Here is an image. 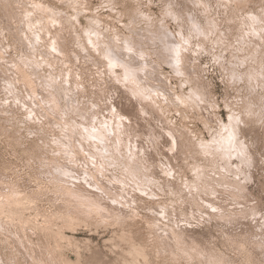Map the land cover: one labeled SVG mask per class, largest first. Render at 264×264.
I'll use <instances>...</instances> for the list:
<instances>
[{"label": "rangeland", "instance_id": "374dc122", "mask_svg": "<svg viewBox=\"0 0 264 264\" xmlns=\"http://www.w3.org/2000/svg\"><path fill=\"white\" fill-rule=\"evenodd\" d=\"M39 262L264 264V0H0V264Z\"/></svg>", "mask_w": 264, "mask_h": 264}, {"label": "bare ground", "instance_id": "6f19581e", "mask_svg": "<svg viewBox=\"0 0 264 264\" xmlns=\"http://www.w3.org/2000/svg\"><path fill=\"white\" fill-rule=\"evenodd\" d=\"M10 2V1H9ZM12 2V1H11ZM72 2V1H71ZM6 3V2H5ZM4 3V4H5ZM16 5V4H15ZM5 6V5H4ZM21 6V5H20ZM30 6V5H29ZM48 6V5H47ZM40 8H41V6H40ZM44 8V7H43ZM47 8V7H46ZM5 9V8H4ZM3 9V10H4ZM15 9V8H14ZM33 9V8H32ZM56 9V8H55ZM3 10H2V12H3ZM24 10V9H23ZM20 11V10H19ZM58 11V10H57ZM10 12V11H9ZM21 12V11H20ZM7 13H8V11H7ZM19 13V12H18ZM11 14V13H10ZM23 14V13H22ZM51 14V13H50ZM65 14V13H64ZM11 16V15H10ZM39 16V15H38ZM48 16V15H47ZM20 17V16H19ZM61 18V17H60ZM58 19V18H57ZM14 20V19H13ZM35 20V19H34ZM62 20V19H61ZM38 21V20H37ZM55 21V20H54ZM63 21V20H62ZM14 22V21H13ZM5 24V23H4ZM18 24V23H17ZM19 24H20V21H19ZM25 24V23H24ZM38 24V23H37ZM64 24V23H63ZM35 25V24H34ZM50 25V24H49ZM48 25V26H49ZM62 25V24H61ZM66 25V24H65ZM10 26V25H9ZM16 26V25H15ZM35 27V26H34ZM14 28V27H13ZM27 28V27H26ZM41 29V28H40ZM13 30V29H12ZM67 30V29H66ZM17 31V30H16ZM43 32V31H42ZM15 33V32H14ZM54 33V32H53ZM30 34V33H29ZM36 34V33H35ZM14 35V34H13ZM25 35V34H24ZM63 35V34H62ZM67 37V36H66ZM37 38H39V37H37ZM162 38V37H161ZM166 38V37H165ZM21 39V38H20ZM43 39V38H42ZM23 41V40H22ZM33 41V40H32ZM42 41V40H41ZM171 41V40H170ZM34 42V41H33ZM70 42V41H69ZM68 43V42H67ZM71 43V42H70ZM69 43V44H70ZM171 43V42H170ZM173 43V42H172ZM34 44V43H33ZM174 45V44H173ZM179 45V44H178ZM38 47V46H37ZM157 48V47H156ZM47 49V48H46ZM68 50V49H67ZM121 50V49H120ZM165 51V50H164ZM70 52V51H69ZM124 52V51H123ZM175 52V51H174ZM24 54V53H23ZM117 55V54H116ZM140 56V55H139ZM43 57V56H42ZM113 57H117V56H113ZM113 57H111V58H113ZM3 58V57H2ZM118 59V58H117ZM117 59H115V60H117ZM123 59V58H122ZM113 60H114V58H113ZM115 60L113 61V62H115ZM121 60V59H120ZM130 60V59H129ZM132 61V60H131ZM134 61V60H133ZM30 64V63H29ZM35 64H37V63H35ZM131 64V63H130ZM129 64V65H130ZM26 65V64H25ZM28 67V66H27ZM37 67V66H36ZM40 68V67H39ZM19 69V68H18ZM15 70H17V69H15ZM20 70V69H19ZM18 70V71H19ZM127 70V69H126ZM132 70V69H131ZM35 71V70H34ZM28 72V71H27ZM14 73V72H13ZM23 73V72H22ZM30 74V73H29ZM44 74V73H43ZM135 74V73H134ZM4 75V74H3ZM14 75V74H13ZM21 75V74H20ZM47 75V74H46ZM137 75V74H136ZM17 78V77H16ZM25 81V80H24ZM28 82H29V80H28ZM44 82V81H43ZM48 82V81H47ZM28 84H30V83H28ZM31 85V84H30ZM30 85H28V86H30ZM152 88V87H151ZM204 89V88H203ZM203 92V91H202ZM202 92H201V94H202ZM198 94V93H197ZM203 95V94H202ZM205 96V95H204ZM132 107V106H131ZM127 110V109H126ZM125 111V110H124ZM129 113V112H128ZM109 129V128H108ZM112 129V128H111ZM114 130V129H113ZM118 136V135H117ZM132 137V136H131ZM130 137V138H131ZM81 138V137H80ZM174 138V137H173ZM218 139V138H217ZM118 140V139H117ZM230 140V139H229ZM91 141V140H90ZM93 141V140H92ZM131 141V140H130ZM104 142V141H103ZM102 142V143H103ZM76 143V142H75ZM118 144V143H117ZM126 144V143H125ZM160 144V143H159ZM102 145V144H101ZM105 146H106V144H105ZM140 147V146H139ZM101 148V147H100ZM141 148V147H140ZM79 149V148H78ZM126 149V148H125ZM145 149V148H144ZM130 150V149H129ZM146 150V149H145ZM110 151V150H109ZM117 151V150H116ZM74 152H75V150H74ZM100 152V151H99ZM127 152V151H126ZM132 152V151H131ZM78 153V152H77ZM80 153V152H79ZM98 153V152H97ZM87 154V153H86ZM108 154V153H107ZM125 154V153H124ZM178 154V153H177ZM77 155V154H76ZM110 155V154H109ZM150 155V154H149ZM66 156V155H65ZM96 157V156H95ZM147 157V156H146ZM73 158V157H72ZM81 158V157H80ZM88 158H89V156H88ZM93 158V157H92ZM138 158V157H137ZM83 160V159H82ZM91 162V161H90ZM151 162H152V160H151ZM84 163V162H83ZM82 164V163H81ZM110 164V163H109ZM155 164V163H154ZM98 165V164H97ZM78 166V165H77ZM67 167V166H66ZM81 167V166H80ZM76 168V167H75ZM160 168V167H159ZM67 169H69V168H67ZM98 169V168H97ZM72 170V169H71ZM64 171V170H63ZM62 171V172H63ZM73 171V170H72ZM65 173V172H64ZM128 173V172H127ZM104 174H105V172H104ZM136 175V174H135ZM94 176V175H93ZM96 177V176H95ZM119 177V176H118ZM127 177V176H126ZM128 179V178H127ZM97 180H99V179H97ZM140 180V179H139ZM110 181V180H109ZM97 182V181H96ZM119 182V181H118ZM100 183V182H99ZM107 183V182H106ZM120 183V182H119ZM146 184V183H145ZM82 185V184H81ZM118 185V184H117ZM149 185V184H148ZM83 186V185H82ZM147 186V185H146ZM129 187H131L130 185H129ZM99 188V187H98ZM134 189V188H133ZM130 190V189H129ZM145 191V190H144ZM88 192V191H87ZM140 192V191H139ZM107 193V192H106ZM123 193V192H122ZM125 193V192H124ZM131 193V192H130ZM132 193H133V191H132ZM79 194V193H78ZM110 194V193H109ZM106 195H108V194H106ZM116 197V196H115ZM118 197V196H117ZM122 197V196H121ZM141 197V196H140ZM151 197V196H150ZM142 198V197H141ZM140 198V199H141ZM153 198V197H152ZM130 199V198H129ZM139 199V200H140ZM144 199V198H143ZM148 199V198H147ZM19 200V199H18ZM123 202V201H122ZM154 201H152V203H153ZM90 203V202H89ZM99 204V203H98ZM112 205V204H111ZM131 205V204H130ZM81 206V205H80ZM117 206V205H116ZM136 206V205H135ZM134 206V207H135ZM140 206V205H139ZM147 206V205H146ZM106 207V206H105ZM110 208V207H109ZM166 208V207H165ZM126 209V208H125ZM151 209V208H150ZM156 209H159V208H156ZM90 210V209H89ZM128 210V209H127ZM143 210H145L144 208H143ZM100 211V210H99ZM102 211V210H101ZM159 211H161V210H159ZM75 212V211H74ZM87 212V211H86ZM115 212V211H114ZM132 212V211H131ZM130 212V213H131ZM62 213V212H61ZM80 213V212H79ZM90 213V212H89ZM105 214V213H104ZM110 214V213H109ZM23 215V214H22ZM60 215V214H59ZM84 215V214H83ZM90 215V214H89ZM92 215V214H91ZM124 215V214H123ZM127 215V214H126ZM133 215H134V213H133ZM52 216V215H51ZM51 216H49V217H51ZM62 216V215H61ZM135 216V215H134ZM138 216V215H137ZM141 216V215H140ZM45 217V216H44ZM65 217V216H64ZM79 217V216H78ZM77 217V218H78ZM121 217V216H120ZM123 217V216H122ZM127 217V216H126ZM75 218V217H74ZM89 218V217H88ZM24 219V218H23ZM27 219V218H26ZM45 219V218H44ZM46 219H48V218H46ZM70 219V218H69ZM116 219V218H115ZM140 219V218H139ZM142 219V218H141ZM153 218H151L150 220H152ZM158 219V218H157ZM25 220V219H24ZM28 220V219H27ZM50 220V219H49ZM76 220V219H75ZM119 220V219H118ZM129 221V220H128ZM134 221V220H133ZM26 222V221H25ZM34 222V221H33ZM36 222H38V221H36ZM35 222V223H36ZM68 222V221H67ZM82 222V221H81ZM85 222V221H84ZM105 222V221H104ZM46 223V222H45ZM146 223H148V222H146ZM163 223V222H162ZM41 225H42V223H40ZM59 224V223H58ZM63 224V223H62ZM79 224V223H78ZM121 224V223H120ZM141 224V223H140ZM150 224H152V223H150ZM169 225H171L170 223H168ZM36 225V224H35ZM50 225V224H49ZM158 225V224H157ZM156 225V226H157ZM53 226V225H52ZM57 226V225H56ZM63 226V225H62ZM124 226V225H123ZM159 226V225H158ZM73 227V226H72ZM154 228H155V226H153ZM167 227H168V225H167ZM38 228V227H37ZM45 228H46V226H45ZM130 228V227H129ZM70 229V228H69ZM146 229V228H145ZM172 229V228H171ZM44 230V229H43ZM174 230V229H173ZM137 231V230H136ZM146 231V230H145ZM151 231V230H150ZM159 231V230H158ZM44 232V231H43ZM53 232V231H52ZM57 232V231H56ZM156 232V231H155ZM132 233V232H131ZM151 233V232H150ZM172 233V232H171ZM64 234V233H63ZM164 234V233H163ZM170 234V233H169ZM159 235H160V233H159ZM41 236V235H40ZM158 236V235H157ZM163 236V235H162ZM165 236V235H164ZM42 237V236H41ZM155 237V236H154ZM159 237V236H158ZM157 237V238H158ZM168 237V236H167ZM72 238V237H71ZM110 238V237H109ZM153 238V237H152ZM177 238V237H176ZM142 239V238H141ZM172 239V238H171ZM50 240V239H49ZM112 240V239H111ZM152 240V239H151ZM156 240V239H155ZM165 240V239H164ZM70 241V240H69ZM149 241V240H148ZM153 241V240H152ZM172 241H174V240H172ZM48 242V241H47ZM150 242V241H149ZM37 243V242H36ZM39 243V242H38ZM42 243V242H41ZM46 243V242H45ZM156 243V242H155ZM158 243V242H157ZM173 243V242H172ZM59 244V243H58ZM154 244V243H153ZM159 244V243H158ZM174 244V243H173ZM39 245V244H38ZM116 245V244H115ZM157 245V244H156ZM148 247V246H147ZM163 247V246H162ZM165 247V246H164ZM30 248V247H29ZM51 248V247H50ZM57 248V247H56ZM109 248V247H108ZM151 248V247H150ZM144 249V248H143ZM154 250V249H153ZM162 250V249H161ZM31 251V250H30ZM113 251V250H112ZM130 251V250H129ZM141 251V250H140ZM168 251V250H167ZM49 252V251H48ZM115 252V251H114ZM145 252V251H144ZM171 252V251H170ZM54 253V252H53ZM116 253V252H115ZM131 253V252H130ZM164 253V252H163ZM168 253V252H167ZM134 254V253H133ZM160 254V253H159ZM26 255V254H25ZM44 255V254H43ZM141 255V254H140ZM144 255V254H143ZM33 256V255H32ZM53 256H55V255H53ZM126 256V255H125ZM46 257V256H45ZM33 258V257H32ZM59 258V257H58ZM67 259V258H66ZM70 260V259H69ZM134 260V259H133ZM67 261V260H66ZM72 261V260H71ZM52 262V261H51ZM65 262V261H64ZM40 263V262H39ZM68 263H69V261H68ZM76 263V262H75ZM41 264V263H40ZM58 264V263H57ZM66 264V263H65Z\"/></svg>", "mask_w": 264, "mask_h": 264}]
</instances>
